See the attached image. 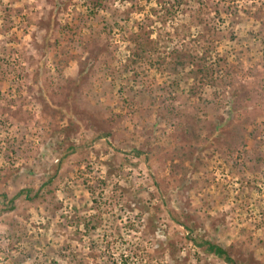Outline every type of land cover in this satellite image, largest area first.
I'll return each instance as SVG.
<instances>
[{
  "label": "rangeland",
  "instance_id": "1",
  "mask_svg": "<svg viewBox=\"0 0 264 264\" xmlns=\"http://www.w3.org/2000/svg\"><path fill=\"white\" fill-rule=\"evenodd\" d=\"M2 191L0 264H264V0H0Z\"/></svg>",
  "mask_w": 264,
  "mask_h": 264
},
{
  "label": "trees",
  "instance_id": "2",
  "mask_svg": "<svg viewBox=\"0 0 264 264\" xmlns=\"http://www.w3.org/2000/svg\"><path fill=\"white\" fill-rule=\"evenodd\" d=\"M137 43H138V46L141 49V51H144L145 53H147L148 48H147V44L145 43V41L139 39V40H137ZM140 54H142V53H139L138 57L140 56ZM136 62H137V60H134V63H136ZM180 65L181 66L184 65V61H180V62L177 61L175 70H178V67ZM52 183H53V179H52V177H50L46 181H44L37 190L28 188L26 190L27 191L26 197L30 200H33L34 198L42 197L44 194L41 193V190L44 188H48V186H51ZM23 191H25V190H23ZM32 193H33V195H31ZM20 194H21V192L18 195H20ZM0 198H2L3 200L8 199L7 192H4V191L0 192ZM12 200H14V199H12ZM181 224H183V226H185V229H187V232H191V234L194 232L193 227H190L189 225H187L185 223H181ZM188 238H189V236H188ZM202 244L206 246V252L207 253H212V254L218 256L219 258L226 261V263H228V264H248L247 262L242 263L240 261V259L233 253L232 247H225V246H223L217 242L209 241V240H205ZM122 261H123V263L126 264L128 260H127V258H125V259H122Z\"/></svg>",
  "mask_w": 264,
  "mask_h": 264
}]
</instances>
